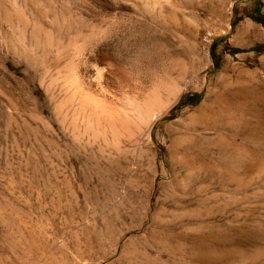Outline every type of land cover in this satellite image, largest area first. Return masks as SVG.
Listing matches in <instances>:
<instances>
[{"label":"rangeland","instance_id":"1","mask_svg":"<svg viewBox=\"0 0 264 264\" xmlns=\"http://www.w3.org/2000/svg\"><path fill=\"white\" fill-rule=\"evenodd\" d=\"M264 0H0V264H264Z\"/></svg>","mask_w":264,"mask_h":264},{"label":"bare ground","instance_id":"2","mask_svg":"<svg viewBox=\"0 0 264 264\" xmlns=\"http://www.w3.org/2000/svg\"><path fill=\"white\" fill-rule=\"evenodd\" d=\"M258 37L261 38V39H264V32L259 31L258 32Z\"/></svg>","mask_w":264,"mask_h":264}]
</instances>
